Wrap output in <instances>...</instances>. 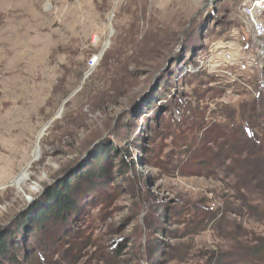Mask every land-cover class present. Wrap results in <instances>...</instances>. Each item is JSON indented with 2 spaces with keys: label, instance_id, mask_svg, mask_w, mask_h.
Returning <instances> with one entry per match:
<instances>
[{
  "label": "rangeland",
  "instance_id": "1",
  "mask_svg": "<svg viewBox=\"0 0 264 264\" xmlns=\"http://www.w3.org/2000/svg\"><path fill=\"white\" fill-rule=\"evenodd\" d=\"M245 1L0 0V242L19 264H264ZM70 184L74 210L33 228Z\"/></svg>",
  "mask_w": 264,
  "mask_h": 264
},
{
  "label": "trees",
  "instance_id": "2",
  "mask_svg": "<svg viewBox=\"0 0 264 264\" xmlns=\"http://www.w3.org/2000/svg\"><path fill=\"white\" fill-rule=\"evenodd\" d=\"M258 88V93L254 100L249 104H244L240 109L241 118L246 121L245 125V138L251 140L252 145L259 151L261 150L264 154V137L260 138L257 136H250L252 134L253 127L263 129L264 126L261 123L264 122V87ZM250 125V126H249ZM252 126V128H251ZM232 127H235L233 124ZM261 140V141H260ZM259 141V143H257ZM72 184L65 186V188L56 194L53 204L48 208L39 209L36 214L31 215L30 224L33 228L42 229L47 223L53 219H58L60 216L70 214L75 207V200L72 198V194L75 191V186ZM15 245L14 242L10 244L6 240L0 242V252L2 254L7 253L8 259L12 264H19L20 258L13 252Z\"/></svg>",
  "mask_w": 264,
  "mask_h": 264
},
{
  "label": "built area",
  "instance_id": "3",
  "mask_svg": "<svg viewBox=\"0 0 264 264\" xmlns=\"http://www.w3.org/2000/svg\"><path fill=\"white\" fill-rule=\"evenodd\" d=\"M243 13L246 17L244 25V31L250 43V48L247 52L248 56H243L241 64H245L246 68L257 72V83L259 88L264 87V0H246L243 4ZM246 47V46H245ZM221 59L224 62L230 63L234 60V54L231 51H224L221 55ZM94 64L92 59L90 65ZM217 73L227 74L231 79L234 78V73L231 69L215 70ZM255 95L258 93V88L255 91Z\"/></svg>",
  "mask_w": 264,
  "mask_h": 264
}]
</instances>
